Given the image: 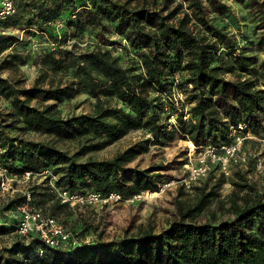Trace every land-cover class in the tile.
Masks as SVG:
<instances>
[{
	"label": "trees",
	"instance_id": "obj_1",
	"mask_svg": "<svg viewBox=\"0 0 264 264\" xmlns=\"http://www.w3.org/2000/svg\"><path fill=\"white\" fill-rule=\"evenodd\" d=\"M208 1L17 0L16 13L0 22V52L13 47L0 59V169L11 175L51 167L58 186L126 199L160 191L174 177L161 164L132 165L150 143L183 138L198 150L264 130V0H239L255 22L246 37L217 22ZM13 27L48 44L29 86L3 75L30 55L6 32ZM83 104L88 108L77 110ZM133 129L150 136L112 157L94 155ZM235 175L243 194L220 200L227 180L213 169L192 184L193 200L182 198L185 182L178 185L165 226H130L109 237L94 218L61 221L76 206L37 177L25 189L32 203L69 223L77 244L51 246L7 224L27 197L18 190L0 200V239L11 237L0 246V264H264V188L248 170Z\"/></svg>",
	"mask_w": 264,
	"mask_h": 264
},
{
	"label": "rangeland",
	"instance_id": "obj_2",
	"mask_svg": "<svg viewBox=\"0 0 264 264\" xmlns=\"http://www.w3.org/2000/svg\"><path fill=\"white\" fill-rule=\"evenodd\" d=\"M208 10L211 12V16L215 18L220 24H229V28L239 34L242 37H246V32H250V28L255 27V22L252 19L251 14H247L246 7L240 3L239 0H209ZM219 11H222L218 13ZM55 25L60 27L61 22L58 20ZM14 40L17 41L16 46L23 50L24 54L28 55L26 63L19 66V69L12 70L6 69L3 71L5 76H21L24 79L25 85L29 86L34 81L35 77L40 71V65L37 62L36 56L42 52L46 46H48L45 38L32 37L28 31L23 28L13 27L6 31ZM252 32V31H251ZM251 34V33H250ZM249 36V35H247ZM253 37L252 35H250ZM13 47L8 48L5 51L0 52V59L7 53L11 52ZM264 57V52L259 53ZM83 99V96H79L72 102ZM84 106V107H83ZM67 106L64 107L65 110ZM87 109L88 105L83 104L77 110ZM174 120V119H172ZM256 138H247L243 144V151L248 156L245 163H232L230 164V171L225 173L226 183L220 189V200L227 199L233 192L243 194L245 190H241L236 187L232 181L236 179L235 171L237 169L248 170V176L260 189L264 188V171L259 172L256 169L255 159L260 157L264 162V142L258 139V134H253ZM150 135L141 129L130 130L118 141L110 144L106 148L97 151L94 155L98 158L112 157L116 152L122 151L132 144L141 142L148 138ZM45 139V137H42ZM196 150L194 144L183 138H176L166 146H159L149 144V149L143 151L133 162L132 165H138L140 167H147L149 165H164L166 166L161 172L165 175L172 174V178L166 180L161 184L160 191H140L138 194L130 196L126 199L119 201H110L106 203L97 204H79L75 205L74 214L69 217L65 215L59 216L62 221L71 218H94V223L98 224L100 228L105 229V237L113 236L119 233L126 227H148L154 226L156 229H160L165 226L169 219L172 217V211L175 207L173 204L174 197L178 194V185L185 182L189 175V168L185 164H181L182 160L187 157V162L192 159L195 161L200 150ZM214 171L218 176L222 171L218 165L215 166ZM0 171V176L2 178ZM215 178L210 180V183L214 182ZM13 189H26V184L22 182L12 181L9 182ZM186 185V183H185ZM198 185V184H197ZM192 186V185H191ZM187 186L188 190H185V197L188 200L195 198L196 190ZM13 191H4L0 188V200L5 198ZM214 202L213 206L215 205ZM19 213L8 212L7 224L19 223ZM66 226L70 228L69 223L66 222ZM71 232V230H70ZM12 234V233H11ZM95 237L94 233H90L85 237L86 241L92 240ZM0 246L9 245L11 242L10 235H4L3 239H0Z\"/></svg>",
	"mask_w": 264,
	"mask_h": 264
},
{
	"label": "built area",
	"instance_id": "obj_3",
	"mask_svg": "<svg viewBox=\"0 0 264 264\" xmlns=\"http://www.w3.org/2000/svg\"><path fill=\"white\" fill-rule=\"evenodd\" d=\"M16 11L17 0H0V22L14 15ZM73 16L75 17V15ZM253 134H258V139L264 142V130L259 133L249 130L245 134L241 132L236 133L235 141L230 145L215 146L208 144L203 147L195 161L190 159L186 164L189 168V175L187 180H185L186 185L190 187L197 180L207 177L211 170L217 165L222 172L228 173L230 171V164L247 162L248 156L243 151V144L247 138H256ZM1 151L2 147L0 145V153ZM255 165L257 171H264V162L260 157L255 159ZM0 171L3 174L0 181V188L2 190H11L13 192L19 190L27 195L26 200L18 206L21 217L16 232L24 236L36 233L42 240L51 246H61L70 241L77 244V240L72 236L68 228L56 217L46 215L38 209L32 203L30 193L26 192L25 189L11 188L9 182L18 181L27 185L29 181L37 177L47 178L57 198H59L62 203H67L70 206L122 200V196L116 192L110 193L108 196H103L93 191L82 193L58 186L56 184L58 175L53 172L51 167H46L39 172L24 171L20 174L16 173L11 175L5 174V170L0 169Z\"/></svg>",
	"mask_w": 264,
	"mask_h": 264
}]
</instances>
